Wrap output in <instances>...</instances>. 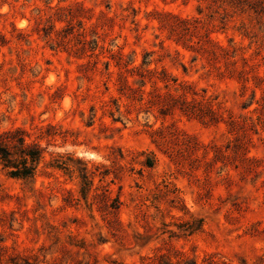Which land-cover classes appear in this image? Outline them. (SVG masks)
I'll use <instances>...</instances> for the list:
<instances>
[{
	"label": "rangeland",
	"instance_id": "rangeland-1",
	"mask_svg": "<svg viewBox=\"0 0 264 264\" xmlns=\"http://www.w3.org/2000/svg\"><path fill=\"white\" fill-rule=\"evenodd\" d=\"M49 125L69 170L0 169V264H264V0H0V132Z\"/></svg>",
	"mask_w": 264,
	"mask_h": 264
},
{
	"label": "trees",
	"instance_id": "trees-1",
	"mask_svg": "<svg viewBox=\"0 0 264 264\" xmlns=\"http://www.w3.org/2000/svg\"><path fill=\"white\" fill-rule=\"evenodd\" d=\"M209 40L212 42V45L215 49L214 48L208 49L207 47H202V49L209 51L215 58L219 57L218 51L226 52V48L220 42H217L211 38ZM188 48L192 49V47H188ZM146 55H144L142 62L138 66H134L131 68L129 66H126L127 67L126 69L131 74V76L133 75V73L131 72H133L135 68L139 69V71L136 73V76L141 77L140 80L141 84L139 87V91L141 95L140 100H144V95L147 93V89H146V84L148 82L147 78L150 82L151 79L153 78L151 75L156 73V69L150 67L153 60L147 61ZM148 55L150 56V53ZM232 62L234 63V61H230V63ZM235 70L238 71V67H235ZM163 73L166 77L165 78L158 77V80L156 79L153 80L155 85H158V82H163L166 87H170L172 85L171 82H173L174 85L177 84L178 81L177 78L168 79L167 74L165 72ZM122 82L125 85L127 83V79L124 78ZM166 96L170 97V99L174 102L176 100L180 101L179 108L186 114L199 116L200 113L202 112V109H200V107L197 108L196 106L197 103H195V101L193 102L188 99V93L186 92H183L181 94L180 100L176 98L175 94L170 90H168L163 95V98H161L162 106L166 105L171 109L173 105H169L165 103L164 97ZM161 112L162 114H166L163 111ZM41 129L44 130H42L38 134L37 138L34 140H31L29 132L25 128H21V127L4 130L0 132V169L7 176H9L10 178L22 179V180L35 179L38 173L42 169L41 165L43 162H45L46 166L50 168H58L65 171L69 170L68 167L61 165L60 163H58V161L56 162L45 161V147L41 145L42 140L51 141L53 139H56L57 137L63 138V135L57 133V131L54 130V126L52 125L45 126ZM119 152H120L119 155L120 157H118L119 160L120 161L125 160L124 152L121 149H119ZM143 164L148 167H153L155 164V159L149 158L143 161ZM95 167L97 169V166ZM84 170L86 172L82 175L83 183L81 186L80 193L84 199L88 200V194L94 185V180H92V178L89 177V174L87 173L89 172L91 174H95V172L92 171L91 169H88L87 167H85ZM107 174L108 173H106L105 171L100 172L101 180L102 178L107 176ZM115 202L116 203H111L110 207L113 209H119L121 204L120 198H116ZM24 264H34V263L30 261H25Z\"/></svg>",
	"mask_w": 264,
	"mask_h": 264
}]
</instances>
